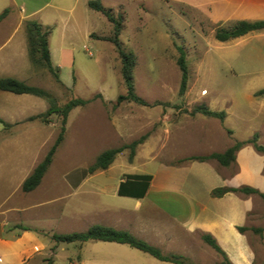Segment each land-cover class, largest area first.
Listing matches in <instances>:
<instances>
[{"label":"crops","instance_id":"0c3cea01","mask_svg":"<svg viewBox=\"0 0 264 264\" xmlns=\"http://www.w3.org/2000/svg\"><path fill=\"white\" fill-rule=\"evenodd\" d=\"M81 1L0 0V14L10 10L0 23V79L13 78L58 97L65 88L86 101L100 95L106 105L100 122L103 133L98 136L99 143L106 146L102 153L142 137L145 140L132 161L125 150L106 170H89L97 155L91 161L85 159L77 170L58 172L55 164L67 143L69 122L82 111V107L74 108L50 169L34 191L25 193L22 185L54 144L58 123L55 117L48 123L41 119L50 109L48 98L0 91V264H43L44 240L51 243L52 251L53 234L85 233L93 226L127 232L163 255L181 256L189 264H205L203 258L221 264L216 252L202 240L203 235H210L230 264H258V257L264 258V228L262 234L254 230L263 225L264 204H258L257 194L230 192L216 198L212 191L248 187L264 194V155L248 146L229 167L213 159L183 161L224 153L231 147V139H236L234 130L231 138L222 130L228 141L221 151L194 153L187 149L192 127L187 115L164 111L140 96L150 106L118 104L123 93L92 92L79 77L76 83L66 79L62 87L48 72L33 65L28 21L53 29L51 62L61 78L67 70L77 74L82 55L87 59L94 56L86 45L81 49L79 44L80 38L88 40L93 35L87 13L78 9ZM90 1L94 0H85L84 5L88 7ZM200 8L210 23L218 26L264 21V0H200ZM262 39L264 44V30L219 42L218 49L222 57L229 58ZM112 57L118 60V56ZM260 92H264V70L254 78L248 94L254 115L250 136L244 140L257 136V144L264 147V93ZM230 115L226 112V119ZM208 125L203 124L210 131ZM240 228L246 231L242 233ZM73 244L79 264H177L125 244Z\"/></svg>","mask_w":264,"mask_h":264},{"label":"rangeland","instance_id":"374dc122","mask_svg":"<svg viewBox=\"0 0 264 264\" xmlns=\"http://www.w3.org/2000/svg\"><path fill=\"white\" fill-rule=\"evenodd\" d=\"M84 1H81L78 9L87 13V22L93 35L88 40L80 38L79 44L81 49L86 45L88 52L94 56L87 59L82 55L84 58L81 57L78 61L77 74L67 70L62 78L60 70L53 66L60 82L47 70H42L44 73L48 72L52 80L62 87L65 86L66 79H71L70 83H76V78L79 77L81 80L85 79V85L92 92L106 91L126 95L121 61L119 57L118 60L112 57L118 54L109 41L113 34V24L103 14L84 5ZM101 3L107 9H112L116 17L123 19L120 41L124 50L136 58L134 93L151 104L160 106L164 111L179 112L191 120L187 149L194 153L204 149L221 151L228 141L227 135L232 137V129L236 139H231V147L237 141L248 142L257 138L254 136L244 141L250 136V118L254 115L251 113L253 109L248 94L254 78L264 70L263 39L250 44L232 57L224 58L218 49L219 42L215 39L216 30H229L236 23L225 27L210 23L201 11L200 0H104ZM179 49L185 53L187 65V81L183 91V76L178 65ZM90 91L86 90L87 93ZM48 94L50 104L58 107L79 99L74 96L73 91L66 88L62 97ZM87 101L81 113L74 114L69 122L68 140L60 149L55 164L58 172L79 169L85 159H95L106 147L98 141L99 134L103 133L100 127V122L104 119L102 107L106 105L100 95H94ZM210 107L215 112H223L225 118L221 120L204 116L202 110ZM226 112L231 114L228 119ZM52 117L58 123L57 139L62 119L58 115ZM206 122L209 123L210 131L203 126ZM248 146L254 147L249 143L242 149ZM126 151L130 155V150ZM257 198L258 204H264L258 194ZM263 228L264 222L258 229ZM44 245L43 264H47L49 259L53 260V264H79L74 244L54 242L52 251L49 249L51 243L44 240ZM210 252L215 255L213 251ZM216 257L224 264L221 255L216 253ZM202 261L210 264L208 258H203ZM257 261L258 264H264L262 257H258Z\"/></svg>","mask_w":264,"mask_h":264},{"label":"trees","instance_id":"16d2710c","mask_svg":"<svg viewBox=\"0 0 264 264\" xmlns=\"http://www.w3.org/2000/svg\"><path fill=\"white\" fill-rule=\"evenodd\" d=\"M88 7L98 13L103 14L112 24H113V34L112 37L109 38L110 43L113 44L116 53L121 61V73L125 85L127 87V94L121 95L118 98V103L127 101L134 102L141 106H148V104L140 99L134 93V81H133V73L136 67V58L133 54L127 53L124 50L122 42L120 41V35L122 32V23L123 19L121 17H116L115 13L112 9H107L100 0L90 1L88 3ZM10 10L6 9L0 14V23L8 16ZM26 30L28 35V45H29V53L30 58L33 65L36 68H41L47 70L53 77L60 82L59 77L55 68L51 62V55L49 49V38L52 34L53 29L51 27H43L39 23L35 21H28L26 23ZM264 30V21L259 22H246L241 21L236 23V25L229 29H217L215 34V39L218 42H227L242 36H245L252 32H258ZM180 57L178 59V65L182 72V87L183 91L185 88V84L187 81V65H186V56L182 49H179ZM0 91L11 92L14 94H32L36 96H42L49 98V94L43 90L29 87L25 83L20 82L13 78H3L0 79ZM264 93V92H260ZM88 103V101L83 99H74L66 104L64 107H58L51 104L50 109L46 114H44L41 119L43 122L48 123L50 117L53 115H58L62 119L60 124V133L57 136L52 147L49 149L47 155L44 160L35 168L33 173L25 180L22 185V191L25 193H29L34 191L41 183L42 179L50 169L55 155L62 145L65 139L66 134V125L69 113L77 107H83ZM202 114L206 117L210 118H218L223 120L225 118V114L223 112H213L208 108L202 110ZM145 137H142L140 140L133 142L130 145L122 146L116 149H110L102 154H100L94 163L90 167V171L94 172L97 170H106L109 166L114 162L117 155L122 153L125 150H130L129 160L132 161L135 156L136 148L139 144L143 143ZM253 144L254 148L257 152L264 155V147L259 146L257 144V138L254 137L252 141L248 142H235V144L227 149L224 153H214L208 157H191L183 161H199L204 162L209 159L216 160L220 165L224 167H229L230 165L236 162L237 153L242 149L245 144ZM179 161V163L183 162ZM230 192H239L245 195L258 194L264 201V194H260L258 191L248 188L242 187L240 189H231V188H218L212 191V196L216 198H221L224 195ZM240 232H245L246 228H240ZM255 232L262 234L263 229H256ZM51 240L56 244L66 243H80L84 244L89 241H101V242H112L128 245L134 249L140 250L144 253H147L154 258H157L162 261L174 262L177 264H189L188 260L181 256L177 255H163L158 249L150 246L149 244L136 239L131 234L122 231H116L108 227L104 226H93L85 233H71V234H53L51 236ZM203 242L212 248L217 254L221 255L224 259V264H230L227 260L225 253L218 246L214 238L210 235L202 236ZM47 264H53V260H47Z\"/></svg>","mask_w":264,"mask_h":264},{"label":"built area","instance_id":"2783aa9c","mask_svg":"<svg viewBox=\"0 0 264 264\" xmlns=\"http://www.w3.org/2000/svg\"><path fill=\"white\" fill-rule=\"evenodd\" d=\"M72 264H76V263H72Z\"/></svg>","mask_w":264,"mask_h":264}]
</instances>
